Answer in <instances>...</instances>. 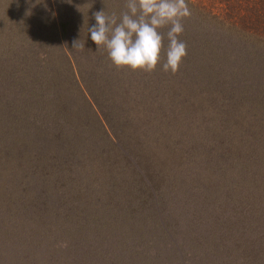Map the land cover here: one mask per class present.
Listing matches in <instances>:
<instances>
[{"label": "trees", "instance_id": "trees-1", "mask_svg": "<svg viewBox=\"0 0 264 264\" xmlns=\"http://www.w3.org/2000/svg\"><path fill=\"white\" fill-rule=\"evenodd\" d=\"M186 2L172 74L91 40L126 0H0V264H264V0Z\"/></svg>", "mask_w": 264, "mask_h": 264}, {"label": "clouds", "instance_id": "clouds-1", "mask_svg": "<svg viewBox=\"0 0 264 264\" xmlns=\"http://www.w3.org/2000/svg\"><path fill=\"white\" fill-rule=\"evenodd\" d=\"M190 15L186 0H126L119 17L95 12L96 23L89 33L99 51L106 48L117 68L152 73L160 65L164 72L176 74L187 56V44L179 37L184 32L182 21ZM166 27L164 34L161 29ZM165 35L169 43L162 61ZM78 46H83L80 40L73 41L74 49Z\"/></svg>", "mask_w": 264, "mask_h": 264}]
</instances>
